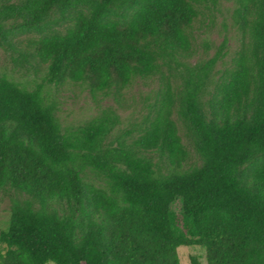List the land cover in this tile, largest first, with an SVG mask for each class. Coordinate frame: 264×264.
<instances>
[{
    "label": "trees",
    "instance_id": "16d2710c",
    "mask_svg": "<svg viewBox=\"0 0 264 264\" xmlns=\"http://www.w3.org/2000/svg\"><path fill=\"white\" fill-rule=\"evenodd\" d=\"M224 1L0 0V50L34 77L0 74V264H264V0H230L228 62L227 35L200 42ZM48 86L99 113L63 130Z\"/></svg>",
    "mask_w": 264,
    "mask_h": 264
},
{
    "label": "rangeland",
    "instance_id": "374dc122",
    "mask_svg": "<svg viewBox=\"0 0 264 264\" xmlns=\"http://www.w3.org/2000/svg\"><path fill=\"white\" fill-rule=\"evenodd\" d=\"M232 8V2L224 1L222 4L223 14H219L216 25L205 35L201 36L200 42L204 40L208 41L212 49L208 52V56L214 53V49L218 46L223 37L227 35L228 38V52L229 55L226 58L228 62L232 54L238 48V34L230 25L229 11ZM223 22L227 25V30L222 26ZM203 51V48H200ZM204 55L201 54V57ZM0 74H6L10 79L22 84L33 86V76L26 74L24 71H13V65L9 56L0 50ZM51 91V95L57 102L58 111L57 116L59 118L61 127L63 130L76 128L91 118L95 117L100 109L93 103L90 95L83 91L71 90V89H56L53 86H48ZM149 88L142 86L141 84L135 85L127 95L126 108L118 109V113L121 117V129L126 128L128 123L132 121L134 116H137L143 111V97H145ZM114 104L112 101H106L101 104L102 108L105 106H111ZM176 213L179 212V203L177 202L174 207ZM10 200L7 197L0 199V232L6 228V222L9 218ZM179 228L182 229L183 225L179 224ZM178 257L180 264H191L190 257H197L200 264H205V255L203 249L199 247H180L178 249Z\"/></svg>",
    "mask_w": 264,
    "mask_h": 264
}]
</instances>
